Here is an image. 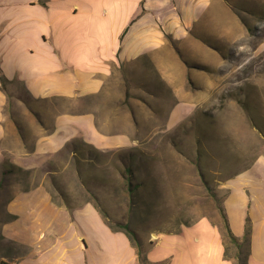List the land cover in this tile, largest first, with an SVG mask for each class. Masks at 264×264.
<instances>
[{
    "label": "crops",
    "instance_id": "0c3cea01",
    "mask_svg": "<svg viewBox=\"0 0 264 264\" xmlns=\"http://www.w3.org/2000/svg\"><path fill=\"white\" fill-rule=\"evenodd\" d=\"M251 2L0 0V164L38 169L77 138L99 150L129 146L123 130H102L96 108L61 110V100L101 95L110 78L136 61L165 67L162 53L173 54L171 41L208 21V33L216 35V19L225 14L237 26L230 5ZM226 186L228 227L238 238L248 231L247 264H264V156ZM12 188L0 200V264H139L134 242L112 230L92 203L57 202L44 182ZM219 226L201 217L158 233L148 240L144 264H234Z\"/></svg>",
    "mask_w": 264,
    "mask_h": 264
},
{
    "label": "rangeland",
    "instance_id": "374dc122",
    "mask_svg": "<svg viewBox=\"0 0 264 264\" xmlns=\"http://www.w3.org/2000/svg\"><path fill=\"white\" fill-rule=\"evenodd\" d=\"M230 6L237 26L225 14L216 19V35L208 21L171 41L173 54L162 53L165 67L136 61L101 95L61 100V110L96 108L102 130H123L129 146L99 150L77 138L66 144L76 153L63 148L35 170L1 163L0 200L14 182L20 188L44 182L55 201H88L114 229L126 225L142 255L158 233L201 217L222 225L227 179L264 156V0ZM236 250L227 242L229 255Z\"/></svg>",
    "mask_w": 264,
    "mask_h": 264
},
{
    "label": "trees",
    "instance_id": "16d2710c",
    "mask_svg": "<svg viewBox=\"0 0 264 264\" xmlns=\"http://www.w3.org/2000/svg\"><path fill=\"white\" fill-rule=\"evenodd\" d=\"M0 81L3 85L5 79L3 77H0ZM74 145V144H73ZM73 148H69L68 145H65V149H69L71 153H76L75 151V146H72ZM7 166H10L11 169H16V170H22L20 168H18L16 165L13 164H9ZM11 172V171H8ZM221 219H222V225L219 226L221 234H222V238L224 240V243L226 244V248H225V256L227 258H232L234 260V264H247V256H248V231L246 230L244 235L241 238H238L236 236H234L229 227H228V223H227V219L226 216L224 214V210L222 209L221 213ZM109 227L112 230H116V231H121L120 229H114L112 226L109 225ZM124 228V233L127 235V237L129 239H132L135 241V245L137 248V255H138V263L139 264H144V262L146 261V258L144 255H142V252L140 250V244L139 242L135 239L133 233L128 229V227L126 225L122 226ZM227 242L231 243L232 245H234V247L237 249L236 253L234 255H229L227 253ZM243 249H244V256H243V261H240V256L243 253ZM164 262L160 263L163 264Z\"/></svg>",
    "mask_w": 264,
    "mask_h": 264
}]
</instances>
